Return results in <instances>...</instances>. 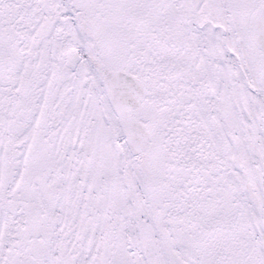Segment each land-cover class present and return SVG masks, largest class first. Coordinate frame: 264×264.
<instances>
[{
  "label": "snow or ice",
  "instance_id": "obj_1",
  "mask_svg": "<svg viewBox=\"0 0 264 264\" xmlns=\"http://www.w3.org/2000/svg\"><path fill=\"white\" fill-rule=\"evenodd\" d=\"M0 264H264V0H0Z\"/></svg>",
  "mask_w": 264,
  "mask_h": 264
}]
</instances>
